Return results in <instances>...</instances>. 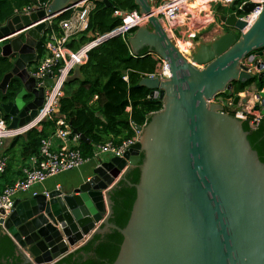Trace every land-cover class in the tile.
I'll use <instances>...</instances> for the list:
<instances>
[{"label":"water","instance_id":"water-1","mask_svg":"<svg viewBox=\"0 0 264 264\" xmlns=\"http://www.w3.org/2000/svg\"><path fill=\"white\" fill-rule=\"evenodd\" d=\"M80 1L50 0L45 8L34 6L28 15L0 24V56L13 60L0 91L5 93L12 78L22 85L12 101L0 105L10 129L35 118L44 88L53 83L47 78L36 87L27 70L46 21ZM94 1L111 7L109 0ZM133 1L141 14H150L147 0ZM253 8L245 4L241 13ZM218 19L228 31L210 43L197 40L192 62L179 53L154 16L129 37L133 54L147 48L149 55L165 60V79L142 78L138 83L162 108L150 115L147 125L137 126L139 139L122 158L100 163L84 183L70 191L54 189L47 196L15 199L0 226L12 236L22 264H54L108 230L123 238L112 264H264V163L243 130V122H250L208 103L224 93L237 104L233 83L253 77L243 63L259 68L261 59L264 64V7L245 31L247 24L235 13ZM262 76L264 72L258 79ZM135 167L139 181L127 183L135 188L136 198L120 229L109 223V193Z\"/></svg>","mask_w":264,"mask_h":264},{"label":"trees","instance_id":"trees-1","mask_svg":"<svg viewBox=\"0 0 264 264\" xmlns=\"http://www.w3.org/2000/svg\"><path fill=\"white\" fill-rule=\"evenodd\" d=\"M49 1L0 0V24H5L13 16L21 14L24 9H32L34 6L45 8ZM109 2L111 4L109 8H105L101 2H95V8L89 16L87 33L101 35L117 27L121 21L113 17L115 10L138 9L133 0H109ZM238 4L239 1H235L229 8L218 6L217 18L229 13L241 15L242 13L236 8ZM68 15L63 14L60 19ZM136 30L131 31L125 40L114 37L94 48L89 53L86 64L78 69L80 78L68 80L64 85L59 114L65 117L72 130H76L89 140V143L80 141L79 144L84 159L92 157L94 147L100 142L112 138L113 143L119 145L133 138L134 132L130 123L143 127L148 124L150 115L162 108L159 99L149 98V89L138 87L144 74L154 72L156 61L149 55L147 48L142 49L138 54L131 52L128 39ZM86 40L87 37L83 36L77 44H82ZM71 47L75 48L76 44H72ZM35 50L37 57L43 54V38L38 40ZM12 67V58L0 56V82ZM253 82L258 91L264 90V78L258 80L257 77H253L245 83L234 82V94L244 91ZM21 86L17 78H12L5 93L0 91V105L12 101ZM223 96L229 97L225 94ZM0 119L9 123V117L4 116L1 109ZM55 122L56 119L42 123L41 130L29 131L24 140L23 136L13 139L14 142L20 140L24 142L23 156L28 157L38 152L41 141L55 129ZM242 127L248 133L247 139L251 148L264 163V117L255 128H251L248 122H243ZM142 159L143 155L140 154V163ZM139 176L138 167L131 169L126 174L125 181H120L109 193L112 202L109 223L120 229L127 224L136 198L135 188L127 182L135 185L139 181ZM122 240V235L117 230L96 234L85 245L54 264H112L118 255ZM0 264H22L13 240L1 226Z\"/></svg>","mask_w":264,"mask_h":264},{"label":"built area","instance_id":"built-area-1","mask_svg":"<svg viewBox=\"0 0 264 264\" xmlns=\"http://www.w3.org/2000/svg\"><path fill=\"white\" fill-rule=\"evenodd\" d=\"M147 1L150 5L149 15L141 14L138 10H115L113 17L120 19L121 23L111 31L101 35L87 33L89 16L95 8L94 0H82L71 5L63 13L46 21V27L41 33L43 54L38 57L35 66L28 71L30 76L35 78L36 87L42 86L47 78L53 79V83L51 86L44 88L43 103L38 108L35 118L28 124L10 129L8 127L9 123L0 119V149L4 141L24 136L34 129L40 130L42 123L46 121L56 119L55 129L41 141L38 152L29 157L30 166L23 170V177L12 185L5 186L0 192V210L3 211L2 214L0 213V218L6 220L11 214L14 201L19 194L31 193L32 188L43 184L47 179L79 169L89 161L93 160L99 166L100 163L105 162L106 158H122L127 148L138 141L137 126L130 123L134 132L133 138L123 141L119 145H115L112 138L100 142L94 147L92 157L84 159L79 149V136L73 132L65 117L59 114L60 100L64 94L65 83L74 69L86 64L88 55L94 48L114 37H121L125 40L131 31L142 25H148L149 17L154 16L169 40L182 55L187 51L191 52L193 47L196 46L197 43L194 39L197 32L213 22V20L209 21V18L212 17V6L230 7L235 1H239L236 8L237 11L242 12L245 4H253L254 8L250 12L237 16L238 19L247 24L244 31L256 21L264 7V0ZM30 12L31 9H24L21 14L28 15ZM66 13L69 14L68 17L60 19ZM83 36L87 37V40L82 44H77ZM177 43L188 45L182 50ZM72 44H76V47L72 48ZM152 58L156 61V68L153 73L144 74L142 78L165 79V60L157 56H152ZM258 63L259 68L252 64L243 63V65L248 72L260 73L264 70V64L261 59L258 60ZM223 94L217 93L208 103L219 105L222 113L231 115L236 119L249 121V125L253 127L260 123L264 117V114H262V111H264V97L259 96L263 94L262 91L254 95L252 104L243 102L244 99H247L244 94H235L239 97L237 104L233 103V96L225 97ZM255 106L258 107L257 110H255ZM5 169L6 158L0 156V174H3ZM47 193L43 192L42 194L47 196ZM36 194L38 193L33 191L31 197ZM9 236L12 239V236Z\"/></svg>","mask_w":264,"mask_h":264},{"label":"crops","instance_id":"crops-1","mask_svg":"<svg viewBox=\"0 0 264 264\" xmlns=\"http://www.w3.org/2000/svg\"><path fill=\"white\" fill-rule=\"evenodd\" d=\"M213 7L214 6L211 7L213 22L210 23L204 29L197 32V35L194 39L195 41H196L198 35L207 31L217 21V14H216V11L213 9ZM216 23L218 25H220L218 23V21ZM224 29H225V31H228L226 28H224ZM40 39H42L41 35H40L39 40ZM184 40H186V38H184ZM35 53H36V50H35ZM37 59H38V57L36 54L35 59L32 61V63H30L27 66V70L30 71L31 68L33 66H35ZM78 69H79V67L73 70V72L69 76L68 80H71V79L76 78V77L80 78ZM262 72H264V70ZM258 75H259V73H256V72L253 73V77H257V79H258ZM262 78H264V76H262L260 79H262ZM260 79H258V80H260ZM250 80H248V81H250ZM248 81H246V82H248ZM261 91L264 94V90L262 89ZM259 92L260 91H258L256 89L255 83L253 82L252 84L247 86V88L244 91H242L238 94H244L246 96L247 99L243 100L244 103L252 104L254 95L256 93H259ZM129 109L130 108H128L127 111H129ZM24 139H25V135L23 136V140ZM23 144H24V142L22 140L14 142V140L11 139V140L4 141L1 145L0 156L6 158V169H5V172L3 174H0V192L3 190V188L5 186L12 185L15 181L21 179L23 177V170L30 166L29 157L31 155L28 157L23 156V151H24ZM96 166H97V163H95V161L93 164L86 163L83 166H81L79 169L68 171L66 173H62V174L57 175L55 177L49 178L43 184H40V185L32 188V192L34 191V192L40 194L43 192L52 191L57 187H59L60 189H63V190L70 191V189L77 187L81 183H84L85 181L90 179V177L92 176V171ZM63 175H65V176L63 178H61V176H63ZM63 180L66 181L65 183H67L69 185V187H63V186H65V184L63 183ZM31 193L19 194L18 199L23 200V199H26L28 197H31Z\"/></svg>","mask_w":264,"mask_h":264},{"label":"rangeland","instance_id":"rangeland-1","mask_svg":"<svg viewBox=\"0 0 264 264\" xmlns=\"http://www.w3.org/2000/svg\"><path fill=\"white\" fill-rule=\"evenodd\" d=\"M219 5H214L213 9L216 11L217 8H218ZM222 8H229V7H222ZM212 17L209 18V21H212ZM217 21H218V18H217ZM216 21V22H217ZM215 22V24H213L207 31L201 33L200 35L197 36V40H199L200 42H203V43H210L211 41H213L214 39H216L218 36H220L221 34H223V32H226L225 29L223 28V26L221 25H218L217 23ZM176 34H178V32H176ZM236 36L238 37V33H236ZM177 45L182 48V46H184L183 48H186V45L188 44H183V43H177ZM191 47V45H190ZM196 50V47L194 46L193 47V50L191 52L187 51L185 53H182V56L184 58H186V60H190L192 59V55L193 53L195 52ZM192 62V61H191ZM196 68L198 69H202L201 66H196L194 65ZM110 158H106L105 161H108ZM89 164H93L94 161H89L88 162ZM65 175L61 176V178H63ZM66 181L63 180V183L65 184V186L63 187H69V185L67 183H65Z\"/></svg>","mask_w":264,"mask_h":264},{"label":"bare ground","instance_id":"bare-ground-1","mask_svg":"<svg viewBox=\"0 0 264 264\" xmlns=\"http://www.w3.org/2000/svg\"><path fill=\"white\" fill-rule=\"evenodd\" d=\"M198 3L200 4V2H198ZM183 47H184V46H182V48H181L182 50H184V48H183ZM188 61H189V62H191L190 60H188Z\"/></svg>","mask_w":264,"mask_h":264},{"label":"flooded vegetation","instance_id":"flooded-vegetation-1","mask_svg":"<svg viewBox=\"0 0 264 264\" xmlns=\"http://www.w3.org/2000/svg\"><path fill=\"white\" fill-rule=\"evenodd\" d=\"M223 14H226V13H223ZM230 14V13H229Z\"/></svg>","mask_w":264,"mask_h":264},{"label":"clouds","instance_id":"clouds-1","mask_svg":"<svg viewBox=\"0 0 264 264\" xmlns=\"http://www.w3.org/2000/svg\"><path fill=\"white\" fill-rule=\"evenodd\" d=\"M138 10V9H137Z\"/></svg>","mask_w":264,"mask_h":264}]
</instances>
